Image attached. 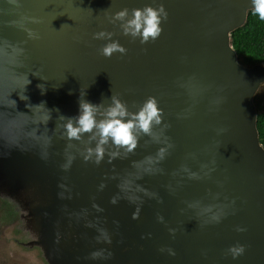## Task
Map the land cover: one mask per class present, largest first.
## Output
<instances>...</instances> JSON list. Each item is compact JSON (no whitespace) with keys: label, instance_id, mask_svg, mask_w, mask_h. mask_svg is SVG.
Instances as JSON below:
<instances>
[{"label":"water","instance_id":"95a60500","mask_svg":"<svg viewBox=\"0 0 264 264\" xmlns=\"http://www.w3.org/2000/svg\"><path fill=\"white\" fill-rule=\"evenodd\" d=\"M161 3L168 13L162 33L144 45L121 35L118 25L105 18L121 8ZM250 10L249 0H0V44L24 49L21 57L6 53L0 60V217L10 228L3 241L18 259L35 264H264V147L255 104L264 88V62L246 64L230 37ZM26 28L39 39H28ZM100 30L113 32L126 54L99 55L105 41L92 36ZM21 73L30 80L27 101L17 95L24 84ZM189 78L193 95L180 86ZM38 84L45 86L43 95ZM80 88L92 103L107 104L119 94L135 111L134 105L151 95L163 109L174 147L161 162L163 174L139 181L162 203L145 198L138 220L131 218L134 205L126 200L109 203L117 193V180L109 177L124 176L132 171L131 161L155 151L147 138L126 158L109 163L106 157L94 165L77 155L68 171L61 170L65 141L58 138L59 130H51L59 114H78ZM217 97L220 103L211 104ZM9 98L16 101L14 110L6 107ZM41 101L59 109V114L52 112L49 130L25 107ZM186 109V118H178ZM219 128L225 131L217 135ZM49 135L48 157L42 160L31 146L37 141L43 146ZM17 144L20 148L13 147ZM82 147L76 144L69 151ZM213 159L209 167L215 170L207 177L172 175L181 164L198 171ZM102 181L106 186L98 191ZM168 184L175 190L170 192ZM206 191L219 192L218 200ZM195 199L234 203L220 223L201 225L185 206ZM157 213L164 223L156 221ZM237 226L246 231L236 232ZM98 228L111 235L108 260L88 258L91 251L108 247L97 241ZM168 228L176 229L174 236ZM237 241L245 251L233 260L225 252ZM161 247H171L175 256L161 253Z\"/></svg>","mask_w":264,"mask_h":264},{"label":"clouds","instance_id":"9594fccd","mask_svg":"<svg viewBox=\"0 0 264 264\" xmlns=\"http://www.w3.org/2000/svg\"><path fill=\"white\" fill-rule=\"evenodd\" d=\"M10 3H17V0H9ZM252 13L260 21H264V0H249ZM168 13L163 5L159 4L156 7L145 5L142 8H134L129 10L127 7L121 8L111 14H105V18L109 24L118 25L120 33L132 40H138L141 45L155 41L162 33V22L167 20ZM28 39H39L38 34L31 29H25ZM114 33L111 31L100 30L93 33L92 38L96 40H103L105 43L98 49L99 55L110 58L114 54L123 56L127 49L113 39ZM12 57H21L24 53L22 47L12 44H0V60L4 55ZM24 79L23 87L19 89L17 95L21 101H27L29 98L24 95L26 86L30 83L27 73H21ZM33 76H37L32 73ZM41 79V78H40ZM189 82L181 84L185 87L190 95L194 94V85ZM41 95L45 92V86L38 84ZM195 91H199L196 89ZM11 94V93H10ZM9 94V97H10ZM71 94V93H69ZM86 95L85 89L79 91L78 96V114L75 116H64L59 114V109H49L45 102L41 101L38 104H25L31 112V116H38L40 125L48 129V122L52 119V112L56 111L59 115L56 118L55 127L51 130L55 132L59 130V139L65 141L64 162L60 165L62 171H68L77 155L83 162H91L94 165H99L107 157V162L114 159L126 158L128 154L134 152L137 148L138 142L142 138H147L146 143L156 145L155 151L149 153L139 160L131 161L132 171L126 173L122 177L112 176L109 179L117 180V193L109 199V203L115 205L119 200L124 199L129 204L134 205L131 218L138 220L140 218L141 206L145 198L154 199L157 203H162V198L157 192L150 191L139 183L145 176L163 174V169L160 167L161 162L170 154V150L174 147L166 130L170 125L164 121L163 109L158 106V101L154 96H147L139 106H135V111L129 109L127 102L120 99L119 94H112L105 104L104 102L92 103L84 99ZM10 105L6 106L11 109L16 108V101L10 99ZM213 105L220 103V98H214L210 101ZM37 112L33 113L32 110ZM21 113V112H19ZM23 115H28L21 113ZM188 110L183 113H178V118H186ZM49 130V129H48ZM225 129L219 128L216 130L217 135L223 133ZM52 137H46L43 146L37 141L31 148L38 150L40 159L46 160L48 157L47 149L51 146ZM83 143V147L78 149L75 153L69 151L74 145ZM13 147L20 148V146L13 145ZM123 154V155H122ZM209 164L215 165V160H210L207 164L201 163L199 170H192L187 164H181L172 175L180 176L182 179L199 180L203 177L209 176L215 169L209 167ZM181 181L177 180L176 187L180 186ZM105 183L102 181L98 187V191L105 188ZM63 187V185H61ZM167 189L174 191L172 184H168ZM206 196H209L212 201H217L220 196L219 192L212 193L206 191ZM69 199L71 196L69 195ZM227 199V198H225ZM233 201L225 203H203L201 199L185 201L186 209L191 210L194 217L201 223V225L217 224L225 217L226 211ZM93 208L97 212H102L103 209L96 204ZM183 212L184 209H181ZM155 219L158 223H164L165 218L159 213L156 214ZM114 223H116L114 221ZM86 226H91L88 224ZM236 232H244L246 228L237 226ZM97 241L103 242L108 247L95 249L89 253L88 258L92 260L104 259L108 260L112 256L111 235L107 229L98 228ZM170 235L174 236L176 229L168 228ZM150 236V234H149ZM144 238V237H142ZM161 253H167L168 256H175V251L171 247H161ZM245 245L236 242L229 245L226 249L225 255H229L233 260L243 255Z\"/></svg>","mask_w":264,"mask_h":264},{"label":"trees","instance_id":"16d2710c","mask_svg":"<svg viewBox=\"0 0 264 264\" xmlns=\"http://www.w3.org/2000/svg\"><path fill=\"white\" fill-rule=\"evenodd\" d=\"M231 44L246 64L264 62V21L248 12L245 24L235 29L231 35ZM257 109V130L259 141L264 147V106L260 95L255 97Z\"/></svg>","mask_w":264,"mask_h":264},{"label":"rangeland","instance_id":"374dc122","mask_svg":"<svg viewBox=\"0 0 264 264\" xmlns=\"http://www.w3.org/2000/svg\"><path fill=\"white\" fill-rule=\"evenodd\" d=\"M261 97V103L264 106V88L258 93ZM5 222V225H4ZM6 220L3 217H0V264H35L32 261L25 262L24 260L18 259L13 253L12 248L9 246V244L4 243L3 238L5 239V235L7 231H9L10 228H8L6 225Z\"/></svg>","mask_w":264,"mask_h":264}]
</instances>
